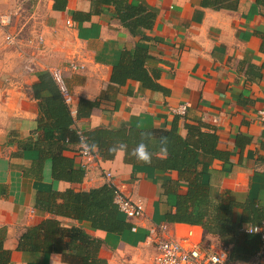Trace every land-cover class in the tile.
<instances>
[{
    "label": "crops",
    "instance_id": "1",
    "mask_svg": "<svg viewBox=\"0 0 264 264\" xmlns=\"http://www.w3.org/2000/svg\"><path fill=\"white\" fill-rule=\"evenodd\" d=\"M27 2L0 0V13L12 15L9 32L23 41L2 47L0 36V264H71L62 254L19 249L26 230L46 219L85 228L103 242L100 257L108 264H150L155 253L151 231L161 226L174 238L190 229L197 240L204 237L201 226L166 219L175 213L178 197L187 193L182 180L187 178L176 171H160L152 158L138 161L130 155L136 146L116 151L113 158L96 155L79 184L53 179L52 162L42 154L49 145L38 142L37 128L41 103L50 97L41 89V75L47 74L60 91L51 74L55 68L63 72L72 95L73 129L80 135L129 126L154 131L176 126L181 137L192 136L195 142L199 135H190L188 127L215 134L217 149L228 159L199 150L197 173L208 181L214 198L229 191L240 203L251 199L264 212V125L258 116L264 110V4L226 0L218 6L228 8H217L207 0H128L142 12L132 21L145 17L141 25L127 27L113 4H102L95 12L96 0H67L62 11L54 9L56 0ZM151 13L152 23L146 18ZM138 47L146 49L144 67L164 91L133 80L111 82L121 53ZM72 63L84 68L71 72ZM80 100L99 105L88 117L77 119ZM184 104L188 105L184 116L173 113ZM83 147L71 145L63 155L82 167L86 161L77 153ZM93 150L99 153L98 148ZM107 172L116 188L144 205L142 218L125 216L131 229L121 234L91 230L87 222L42 209L46 192L99 188L107 184ZM241 216L242 210L235 209L234 221Z\"/></svg>",
    "mask_w": 264,
    "mask_h": 264
},
{
    "label": "trees",
    "instance_id": "2",
    "mask_svg": "<svg viewBox=\"0 0 264 264\" xmlns=\"http://www.w3.org/2000/svg\"><path fill=\"white\" fill-rule=\"evenodd\" d=\"M96 1L97 5L95 4L93 11L98 12L102 4H113L118 19L127 27H131L130 24L141 25L140 20L145 17L132 21L142 12L136 10L138 5L128 4V0ZM207 1L217 8L229 7L218 6L226 0ZM237 1L234 0V3ZM258 3L264 4V0H258ZM66 4L67 0H56L54 9L65 10ZM76 17L74 14L73 18ZM146 18L151 19L152 23L154 14H148ZM131 31L134 32V28ZM148 58L143 47L123 51L117 65L114 66L111 82L122 85L128 80H133L141 82L148 89L163 90L150 78L144 67ZM40 80L41 89L48 91L50 97L43 99L41 103L42 116L37 128L38 142L49 145V149L42 154L44 160L50 159L52 162V177L55 181L79 184L85 177V169L76 167L74 159L63 155V151L71 145H84L95 155L106 159L113 158L116 151L110 150L118 145L136 146L147 136L149 140H145V143L149 145L152 163L160 171H176L181 177L187 178L182 180L188 186V191L178 197L176 211L166 215L167 221L201 226L204 231L203 241H215L229 247V256L233 264L250 263L259 251L261 242L258 235L247 234L244 229L250 225L260 224L264 220V212L253 200L248 199L245 203H240L229 191L214 198L208 181L201 179V175L197 173L199 150L207 155L228 159V154L217 149L218 138L215 134L201 133L196 127H188L190 135H199V140L195 142L192 136L188 139L181 137L176 126L159 131L129 126L119 129H95L80 135L73 129L75 118L54 82L47 74L41 75ZM36 89L37 87L35 92ZM98 105L97 101L80 100L76 118L88 117L91 110ZM162 138L166 143H161ZM93 145L98 148L99 153L93 150ZM155 154H162L165 157H158ZM115 190L114 184L107 183L89 191L73 189L56 193L49 191L45 193L41 205L42 209L50 214L87 222L91 230L121 234L131 229V225L114 204ZM235 209L242 210L238 223L233 218ZM102 245V241L93 238L83 227H64L55 219H46L40 225L26 230L21 237L19 249L30 253L43 252L46 255L62 254L65 261L71 264H108L107 260L100 257Z\"/></svg>",
    "mask_w": 264,
    "mask_h": 264
},
{
    "label": "built area",
    "instance_id": "3",
    "mask_svg": "<svg viewBox=\"0 0 264 264\" xmlns=\"http://www.w3.org/2000/svg\"><path fill=\"white\" fill-rule=\"evenodd\" d=\"M25 1V0H15ZM12 21L11 13H0V36L3 37L4 43L7 46H17L20 39L17 35L10 33L8 28ZM68 25L71 23L68 21ZM42 42V38H39ZM33 44V41L29 42ZM76 63H72L69 67L71 72H77L83 69ZM51 74L56 82L65 103L71 108L74 104L72 95L70 94L63 72L58 69H51ZM188 105H180L173 109L176 115L184 116L187 113ZM258 116L264 125V110L259 111ZM78 156L83 157L85 164L82 168L85 169L88 162L97 159V156L91 150L84 146L77 153ZM107 183L113 184V175L110 172L104 174ZM114 204L119 211L123 213L127 219L135 220L142 218L145 213L144 205L141 201H135L125 195L120 189L116 188L114 194ZM247 234H255L260 237V249L248 264H264V220L257 225H250L244 229ZM167 227L161 226L157 230L151 231V240L155 249V253L151 259L150 264H233L229 256V247L219 244L215 241L204 242L203 238L197 240L195 232L190 229L187 234L181 238H174L168 236Z\"/></svg>",
    "mask_w": 264,
    "mask_h": 264
},
{
    "label": "clouds",
    "instance_id": "4",
    "mask_svg": "<svg viewBox=\"0 0 264 264\" xmlns=\"http://www.w3.org/2000/svg\"><path fill=\"white\" fill-rule=\"evenodd\" d=\"M145 140H149V137H144L140 143H138L136 145V147L134 149L131 150L130 155L132 157H134L135 159H137L138 161H142V162H149L151 159V153L148 150L149 149V145L148 143H145ZM161 143L164 144L166 143V140L162 138ZM92 147H95V145H93ZM127 146L126 145H118L116 148L111 149L110 151H123L126 150ZM165 150L166 149H162Z\"/></svg>",
    "mask_w": 264,
    "mask_h": 264
},
{
    "label": "rangeland",
    "instance_id": "5",
    "mask_svg": "<svg viewBox=\"0 0 264 264\" xmlns=\"http://www.w3.org/2000/svg\"><path fill=\"white\" fill-rule=\"evenodd\" d=\"M33 2L34 0H28V2L27 3H30V2ZM26 3V2H25ZM33 6L35 7H37V4H36V2L35 3H33ZM34 9V11L36 10L35 8H33ZM29 11V10H28ZM30 12V11H29ZM27 13V12H26ZM35 13V12H34ZM21 25H18V27H17V30H19L21 27H20ZM28 27V26H27ZM24 31V32H23ZM27 33H28V30L26 29V28H24V30H22V32H21V34H23L24 36L25 35H27ZM20 38V42L21 43H23V41L21 40L22 39V37H19ZM2 42H3V40H2ZM2 47H8L5 43H3V46ZM9 47H11V46H9Z\"/></svg>",
    "mask_w": 264,
    "mask_h": 264
}]
</instances>
